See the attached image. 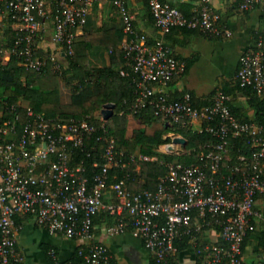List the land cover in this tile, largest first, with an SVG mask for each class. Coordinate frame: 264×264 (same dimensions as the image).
I'll use <instances>...</instances> for the list:
<instances>
[{"label":"built area","instance_id":"1","mask_svg":"<svg viewBox=\"0 0 264 264\" xmlns=\"http://www.w3.org/2000/svg\"><path fill=\"white\" fill-rule=\"evenodd\" d=\"M99 0H0V56L5 61L18 56L25 68L39 71L48 63L54 71L63 66L60 54L74 52L76 31L88 20ZM122 21L121 48L125 63L133 73L134 100L131 108L150 107L153 115L169 123L189 125L214 137L200 151L196 163L171 161L156 188L133 190L130 174L110 182L111 169L122 166L115 138L107 134L104 122L87 118L54 121L27 108L26 120L12 104L10 117L0 110V264H20L14 218L29 214L36 224L50 233L79 239L80 261L60 264H110L111 254L93 235V217L105 212L114 217L104 224L103 232L129 231L138 236L150 252L154 264H170L176 252L175 239L181 232L196 233L216 224L222 243L207 242L196 248L203 264H244L242 242L255 228L253 219L264 223V214L255 209V197L264 192V125L240 121L230 110L231 95L217 91L203 106L192 103L184 91L170 98L167 86L185 69L163 36L173 27L194 28L208 36L229 37L231 28L211 6L210 0H195L190 14L168 1L147 0V8L160 37L153 42L134 26L135 16L128 0H112ZM264 6V0H237L241 11ZM14 31L8 45L2 40L5 30ZM51 29L53 48L40 42L43 32ZM121 73H124L122 70ZM239 86H251L264 94V30L239 57L236 71ZM98 130L103 140L102 162L91 180L83 164H71V147L82 146ZM246 135L249 154L239 153L230 163V138ZM180 136V135H176ZM165 144V152L174 144ZM176 152L178 151L175 150ZM158 160L156 156L130 154L129 163ZM214 229V228H213ZM49 254L57 262L53 249Z\"/></svg>","mask_w":264,"mask_h":264},{"label":"trees","instance_id":"2","mask_svg":"<svg viewBox=\"0 0 264 264\" xmlns=\"http://www.w3.org/2000/svg\"><path fill=\"white\" fill-rule=\"evenodd\" d=\"M138 1L147 6V0ZM162 1L172 3L187 15L191 13L192 5L190 0L181 2ZM88 24L89 16L84 27ZM175 29L185 35L203 34L197 29L184 26L173 27L168 33ZM5 35L2 40L7 41L9 45L13 41L14 31L7 28ZM122 36V30H104L101 27H95L81 35H75L73 42L74 52L72 55L64 57L65 63L59 71H54L50 63L39 71L29 70L24 67L21 59L16 55H11L5 61L0 56V110L3 111V117H10L12 112L9 111V108L12 104H15L16 111L20 113V124L26 120L25 112L27 108H32L34 111L40 112L54 121H67L70 118L87 116L89 121L95 124L104 122L107 134H111L116 140L117 152H123V155H121L122 166L111 169V173L115 177L110 178V182L120 179L126 173H129L128 184L133 190L142 188L154 190L159 177L165 175L168 162L179 161L185 164L198 162L199 152H206L208 148L205 144L212 142L214 137L205 131L198 132L189 125L169 123L153 115L150 107L143 109L130 107L135 96L133 73L125 63L123 50L120 45ZM206 36L214 38V36ZM88 43L90 45H103L109 50L108 65L92 67L86 62ZM193 59H184V71L187 70ZM122 70L124 73H121ZM105 78L115 92L116 98L113 100H110L105 94ZM61 84L68 87L71 92L68 102L60 100ZM217 91H222L232 97H235L236 91L247 95L248 105L245 107L235 105L231 101L229 102L231 112L242 122L264 125V94H259L251 86H239L236 77L235 79L222 80L217 85L216 90L205 97H196L190 92L192 103L196 106L208 104L212 101ZM183 92L176 96H170V98H178ZM111 101L115 103L113 115L108 119H103L99 109L104 103ZM249 109L253 110L251 115L248 113ZM94 110H98L99 113L94 114ZM127 115L137 118L141 123L140 126L131 130L130 135L127 134ZM1 120L2 117L0 118V123ZM101 133L102 131L98 130L82 146L71 147V164H83L86 167L85 174L90 180L93 172L97 169L93 163L102 162L101 151L104 141L96 140V136ZM176 135L186 139L184 146L178 144L177 152L175 150L165 152L159 149L161 145L171 143ZM249 152L250 145L246 135L230 138L228 147L230 163L236 161L237 154L244 153L248 155ZM140 153L156 156L158 160L145 161L136 158L129 163L130 154L137 156ZM255 200L263 204L264 192L257 194ZM255 209L261 212V207L258 205H255ZM113 220L114 217L105 212L98 213L93 217L92 231L96 230L101 224H109ZM252 221L255 224V228L246 233L242 242V251L245 250L247 245H250L251 251L259 255V261L264 264V223L256 219ZM258 223L259 225L257 226ZM209 227L214 228L217 232L220 230L216 224L212 223L204 226L196 233L181 232L174 241L176 249L179 250L192 244L197 248L207 243L202 232L204 228ZM216 242L221 244L223 242L222 238L219 236ZM78 248L79 246L76 247L70 260H81ZM199 257L201 256L199 255ZM151 261L154 264L153 260ZM52 264H60V262L52 258ZM110 264H115L112 255Z\"/></svg>","mask_w":264,"mask_h":264},{"label":"crops","instance_id":"3","mask_svg":"<svg viewBox=\"0 0 264 264\" xmlns=\"http://www.w3.org/2000/svg\"><path fill=\"white\" fill-rule=\"evenodd\" d=\"M186 1V0H171ZM195 0H190L191 8ZM211 6L222 16V21L227 24L232 34L229 37L210 38L203 34L185 35L175 29L166 33L163 38L171 46L175 56L181 60L194 58L186 71L176 74L167 86L169 96H176L183 91L192 92L196 97H205L212 94L217 85L226 79H235L241 53L246 50L264 30V6H257L248 11H241L237 7V0H210ZM98 12V18L94 20L89 15V24L76 31V35L86 33L95 27L104 30H122V21L112 5V0H99L94 4ZM92 7V9H93ZM129 8L134 13L136 29L144 32L148 40L153 42L160 37L153 24V19L145 4L138 0H129ZM47 38L42 36L40 40L49 48L54 45L50 41L51 29H46ZM123 31V30H122ZM124 32L122 39L124 37ZM64 65L65 55L60 54ZM86 62L92 67L106 66L109 64V50L103 45H90L86 48ZM105 92L110 100L116 98L115 92L105 78ZM71 92L68 87L61 84L60 100L68 102ZM248 96L236 91L235 97L231 96V102L239 106H247ZM112 102V101H111ZM114 112V110H113ZM248 113H253L249 109ZM128 122L136 120L127 115ZM159 149H165V144ZM255 205L261 207L264 214V203L256 201ZM17 226V246L23 255L20 264H52V256L49 250L53 249L59 262L70 260L77 246L84 243L79 239L66 238L50 233L44 227L35 223L29 214H17L14 218ZM259 223L257 224V226ZM104 224L93 231L89 240L102 242L112 255L115 264H152L150 252L144 247L141 239L129 231L117 234L103 232ZM202 235L207 242L218 240L219 234L212 227L204 228ZM259 255L251 251L250 245L243 251L245 264H262ZM170 264H203L201 257L196 252L194 244L183 247L172 255Z\"/></svg>","mask_w":264,"mask_h":264},{"label":"water","instance_id":"4","mask_svg":"<svg viewBox=\"0 0 264 264\" xmlns=\"http://www.w3.org/2000/svg\"><path fill=\"white\" fill-rule=\"evenodd\" d=\"M114 107H115L114 102H106L102 105V107L100 108V113H101L103 119H108L113 115ZM185 143H186V139L184 137L174 136L172 139L171 147L174 144H181L182 146H184Z\"/></svg>","mask_w":264,"mask_h":264},{"label":"rangeland","instance_id":"5","mask_svg":"<svg viewBox=\"0 0 264 264\" xmlns=\"http://www.w3.org/2000/svg\"><path fill=\"white\" fill-rule=\"evenodd\" d=\"M98 12L95 10V7H93V9H92V17L94 18V20H96L97 18H98ZM47 32V30L46 31H44L43 32V36H45V38H47V36H48V33H46ZM106 93H107V91H106ZM105 93V94H106ZM99 111H100V109H99ZM99 111L98 110H94L93 111V113L94 114H98L99 113ZM136 119V118H135ZM141 125V123L139 122V120L138 119H136V120H130V122H128V124H127V134L128 135H130V133H131V130L134 128V127H138V126H140ZM179 148V145L178 144H176L175 145V149L174 150H177ZM165 149H162V151H164Z\"/></svg>","mask_w":264,"mask_h":264}]
</instances>
